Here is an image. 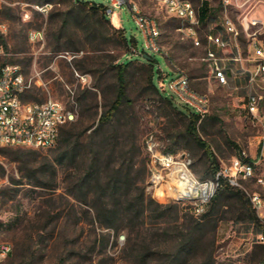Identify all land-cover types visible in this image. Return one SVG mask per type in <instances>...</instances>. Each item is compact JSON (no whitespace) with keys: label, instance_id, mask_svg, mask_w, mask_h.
<instances>
[{"label":"rangeland","instance_id":"1","mask_svg":"<svg viewBox=\"0 0 264 264\" xmlns=\"http://www.w3.org/2000/svg\"><path fill=\"white\" fill-rule=\"evenodd\" d=\"M84 1L108 4V0ZM130 1L156 19L160 27L157 44L163 50L152 53L156 82L167 86L181 70L189 76L191 88L209 95L200 137L220 168L240 154L255 161V176L241 181L243 191L247 195L257 192L264 199V185L257 181L258 176L264 178V78L250 85L245 69L253 63L247 61L245 69L234 66L230 84L222 86L202 60L209 46L216 49L206 42V33L223 32L226 16L239 30L243 57L252 54L253 33L264 44V0H234L227 6L222 0H207L210 19L201 25L203 45L199 47L182 38L178 31L181 22L166 12L162 0ZM43 4L51 6L47 17L32 8ZM68 7L63 0H0V25L5 28L4 44L9 53L0 57V62L18 63L28 78L41 81L33 83L25 97L32 95L35 101L53 97L76 111V118L63 126L51 148L0 147V243L12 246L11 254L0 259V264H263L261 226L237 218L235 198H223L218 212L209 219L195 216L186 205L166 195L149 191L144 145L150 134L161 146L172 145L176 152L190 154L197 176L208 166V157L204 148L187 137L172 144V135L183 126L174 128L178 118L173 119L169 109L160 107L158 94L148 88L140 62L134 64L128 77V103L110 123L100 127L99 117L115 95L116 74L110 63L124 53L118 43L87 36L74 26L71 38L64 33L57 40L61 13ZM24 8L31 9L27 20ZM253 18L260 23L247 27L246 20ZM110 20L115 27L124 28L129 39L136 40L137 51L147 52L142 30L127 3L115 9ZM32 29H44V41L32 42L28 36ZM133 57L142 59L138 54ZM76 71L90 75V86ZM67 85L74 90V98ZM250 92L262 97L256 117L247 108ZM164 93L184 106L169 89ZM18 149L36 151L30 156V168L23 171L15 160ZM95 162L103 182L119 169H128L130 186L116 194L103 192L93 180L83 187L82 180ZM142 194L146 204L153 199L163 205L161 209L167 208L165 213L154 211L156 204L152 210L138 212L133 204ZM111 208L116 217L109 220ZM255 211L264 224V207Z\"/></svg>","mask_w":264,"mask_h":264},{"label":"built area","instance_id":"2","mask_svg":"<svg viewBox=\"0 0 264 264\" xmlns=\"http://www.w3.org/2000/svg\"><path fill=\"white\" fill-rule=\"evenodd\" d=\"M205 0L196 4L192 0H162L168 14L181 22L178 31L182 38L189 40L194 46L203 45L200 35L201 16L200 8ZM225 6L232 4L234 0H222ZM127 3L133 13V17L141 28L145 45L149 53H159L163 50L157 44L161 34L158 22L153 17L143 13L137 3L130 0H108L105 5L106 14L111 17L115 9ZM28 6V5H27ZM39 13L48 16L51 6L32 5ZM31 9L24 8V19H29ZM260 20L253 18L246 20L247 27L256 26ZM223 32H208L205 40L209 45L205 56L202 58L210 66L211 76L216 83L222 86L230 84V78L234 73V66L244 67V60L239 45V30L228 16L223 21ZM4 25H0V57L8 56L4 44ZM32 42H42L45 39L44 29H32L28 33ZM250 43L252 55L246 58L252 62V67L245 69L248 74V83L253 85L259 79L264 78V44L255 37ZM222 51V52H221ZM231 51L232 55L225 53ZM177 77L171 79L167 86L162 82L160 87L165 92L169 89L178 95L184 104L192 108L202 118L208 112L210 97L207 93H201L190 85L189 76L179 70ZM77 77L90 86V75L76 71ZM33 83L41 84L33 77L28 78L18 63L0 62V147H29L51 148L56 145L60 130L63 125L76 118V111L56 98L50 97L43 101L26 100L24 95L31 89ZM72 97L74 90L67 85ZM262 97L250 92L247 96V108L255 117L259 113V102ZM148 156V189L153 195H166L176 202L186 205L195 216L201 217L208 209L220 181L225 179L230 185L244 190L242 180L255 176V161L249 160L246 155L235 156L229 165L222 166L213 177L201 179L193 170V158L186 152H170L161 146L157 137L150 134L144 145ZM257 181L264 185V178L257 177ZM253 207L260 210L264 207V199L259 193L248 194ZM264 241V234L259 236ZM12 252L9 243H0V259H5Z\"/></svg>","mask_w":264,"mask_h":264},{"label":"trees","instance_id":"3","mask_svg":"<svg viewBox=\"0 0 264 264\" xmlns=\"http://www.w3.org/2000/svg\"><path fill=\"white\" fill-rule=\"evenodd\" d=\"M63 1L67 2L69 4V7L61 13V27L59 31H57V40L60 41L64 37V33H67V35L70 36L69 38H71V29L74 26L76 29L78 28V30H82L86 35H93L103 38L104 40L114 41L118 43L124 53L118 59V61H112L110 63L111 69H113L116 74L115 95L113 100H111V102L109 103L108 107L102 111L99 117L100 127H103L106 124L110 123L114 119V117L121 111L124 104L128 103V77L134 64L136 62H140L142 75H144L145 77L148 88L150 90H153L154 92H157L160 107L165 110L169 109L170 112L174 114L173 119H175V117L178 118L179 121L176 122L174 128H178V126L180 125L183 126L181 129L178 128L172 135V144H177L182 137H187L193 140L198 146L204 148L208 157V166L199 177L201 179L213 177L215 173L220 169V163L214 156V154L208 151L207 144L199 135V126L203 118L195 111L189 110L190 108L188 105L184 104V106L180 107L174 102L173 97L165 95L164 91L159 85L161 81L157 83L155 80L154 66L156 63V59L154 58L152 53L146 51H137L134 46L136 40L134 38L129 39L125 33L124 28L115 27L114 25H112L110 17L106 14V7L104 4H97L84 0ZM47 2L54 3L56 2V0H44V3ZM200 16L201 25L206 23L210 19L209 1L206 0L203 2V5L200 8ZM137 54L140 55L142 59L133 57V55ZM31 98L34 99L32 95H27V97L24 96V99L26 100H30ZM165 149L170 152H176L172 145L165 147ZM17 153L18 154L15 160L19 162V170L23 171V169H25L26 167L30 168L29 166L32 164L30 156L36 154V151H23L18 149ZM242 155L243 154H240V156ZM146 158V162L148 164V156ZM99 175L100 170L98 169V165L95 162L90 166V169L88 170L85 178L82 180L83 187L92 184L93 180L96 183V186L101 188L100 190H103V192L110 191L113 194H116L121 188H123L124 186L129 187L131 184L129 177L130 171L128 169L126 171H124L123 168L119 169L115 173V175L111 176L109 180L104 182L101 180ZM227 197H233L237 200L239 209V215L237 218L241 220H249L256 225L261 226L262 233L264 234V224L260 223L261 220L256 214L255 208L253 207L247 193H245V191H243L242 189L230 185L225 179H222L220 181V186L217 189L207 211L201 217H209V219L214 218L215 214L219 210L222 199ZM152 204H156V206L153 208L154 211L160 212L159 210H162L161 212L162 214H164L167 210V208L161 209L163 205L156 203L153 199H150L146 204L143 194L141 197H139L138 201L133 204V207H135L138 212H141V214H143L145 210H147V208L149 210L152 208ZM114 211L115 210L111 208L107 212V217L110 218L109 220L116 217V213H114ZM261 261L264 264V256Z\"/></svg>","mask_w":264,"mask_h":264},{"label":"crops","instance_id":"4","mask_svg":"<svg viewBox=\"0 0 264 264\" xmlns=\"http://www.w3.org/2000/svg\"><path fill=\"white\" fill-rule=\"evenodd\" d=\"M114 23H115L116 26H120V25H118V23H116V22H114ZM221 52H222V51H221ZM228 52H229V51H227V53H228ZM250 52H252V48H251V47H250ZM225 54H226V53H225ZM251 55H252V54H251ZM251 55H250V56H251ZM244 58H245V60H244V62H243V63H244V66H247V65H245V64H246V62H247L246 58L248 59V57H244ZM250 68H251V67H250Z\"/></svg>","mask_w":264,"mask_h":264}]
</instances>
